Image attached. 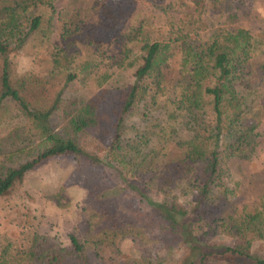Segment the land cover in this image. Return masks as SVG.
<instances>
[{
  "label": "trees",
  "instance_id": "1",
  "mask_svg": "<svg viewBox=\"0 0 264 264\" xmlns=\"http://www.w3.org/2000/svg\"><path fill=\"white\" fill-rule=\"evenodd\" d=\"M126 2H102L101 31L121 26ZM41 3L15 0L0 9V126L11 127L0 135V197L57 156H71L77 170L86 173L88 194L68 245L34 232L25 247L4 243L0 264H163L123 258L122 240L140 234L165 250L184 246L178 264H264V256L251 250L254 240H264V190L256 204L238 206L221 181L226 159L251 153L261 120L249 113L255 102L251 94L264 84V64H249L256 38L234 26L202 41L204 7L197 6L157 35L142 28L134 33L140 53L131 83L100 87L87 98L65 97L58 85L74 80L79 71L92 72L91 61L74 62L65 55L44 77L20 73L9 57L29 38L47 36L51 18L31 11ZM47 6L52 8L51 2ZM227 6L226 0H211L208 11L222 18ZM170 64L178 77L168 84ZM136 112L151 120L127 136L125 117ZM181 128L189 132L185 142L176 141ZM173 142L184 149L154 177L162 199L136 209L126 187L138 189L125 175L140 177L134 163L158 159ZM114 163L126 187L109 179L105 167ZM179 189L191 197L190 207L178 200ZM220 235L230 243L215 241Z\"/></svg>",
  "mask_w": 264,
  "mask_h": 264
},
{
  "label": "rangeland",
  "instance_id": "2",
  "mask_svg": "<svg viewBox=\"0 0 264 264\" xmlns=\"http://www.w3.org/2000/svg\"><path fill=\"white\" fill-rule=\"evenodd\" d=\"M104 1L44 0V4L41 3L37 8L31 7L32 12L44 13L46 19L51 18V22L48 31L44 33L47 36L29 38L21 48L10 52L9 57L16 63L18 71L45 77L68 55L74 62L91 61L93 69L87 74L79 71L74 80L66 84L60 83L56 89L62 90L63 96L87 98L100 87L123 86L134 80L135 68L139 63L140 52L132 40L134 33L142 28L157 35L162 32L163 27L192 13L197 6L198 9L200 6L204 7L198 29L202 41L212 38L222 27L245 28L256 38L257 43L249 59L250 66L264 64V0H226L228 6L222 18H216L208 11L211 0H126L122 24L112 33L99 28V8ZM14 2L15 0H0V9L9 7ZM49 2L52 8L47 6ZM191 43L197 45L199 41L193 38ZM125 50L128 52L126 57ZM76 66L79 68L78 64ZM172 67L175 66L170 64L168 72L165 71L168 84L178 77L170 70ZM263 95L264 84L250 96L255 102L253 109H248L249 113L253 116L256 112L261 119L251 153L246 158H228L223 164L221 181L230 199L238 206L256 204L264 190ZM148 120L151 119H142L139 112L127 115V136L134 130V126L142 128ZM10 128L5 124L1 125L0 135L6 134ZM181 130V139L176 141L185 142L189 132L183 128ZM175 142L166 146V154L162 151V156L158 159L134 163L142 175L139 177L127 174L125 180L137 186L138 190L122 181L115 163L105 167L112 182L120 186L127 185L136 209H148L149 201L162 199L163 193L157 190L154 177L162 173L167 164L169 166L182 157L184 146H178ZM177 192L178 200L190 207L188 202L191 197L187 193H180V189ZM87 194L86 173L77 170L71 156L53 157L29 171L21 183L0 197V248L8 241L25 247L34 232L68 245V234L76 231L82 219ZM215 241L228 244L231 240L220 235L216 236ZM120 247L126 260L151 259L163 264H178L186 254L184 246L165 250L145 234L126 236ZM251 250L255 256H264V240H254Z\"/></svg>",
  "mask_w": 264,
  "mask_h": 264
}]
</instances>
